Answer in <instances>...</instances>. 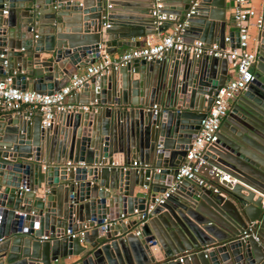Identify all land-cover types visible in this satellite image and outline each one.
<instances>
[{"label":"water","instance_id":"water-1","mask_svg":"<svg viewBox=\"0 0 264 264\" xmlns=\"http://www.w3.org/2000/svg\"><path fill=\"white\" fill-rule=\"evenodd\" d=\"M134 1L0 0V73L10 70L19 89L51 93L93 62L99 42L113 53L154 33L155 2L168 20L157 31L195 4L186 41L190 32L223 46L233 23L232 0ZM227 35L236 47L238 32ZM221 62L174 51L133 59L83 83L68 99L77 109L48 127L40 113L1 115L0 264H264V19L253 80L232 97L198 168L215 184L214 169L234 181L213 192L172 179L228 80ZM171 185L141 226L119 219Z\"/></svg>","mask_w":264,"mask_h":264},{"label":"built area","instance_id":"built-area-1","mask_svg":"<svg viewBox=\"0 0 264 264\" xmlns=\"http://www.w3.org/2000/svg\"><path fill=\"white\" fill-rule=\"evenodd\" d=\"M232 1L233 6L230 10L233 17V25L238 32L236 47L231 45L232 41L229 35L224 36L223 46H220L217 42L206 44L198 39L192 41L184 39V26L186 24L184 19L194 12V3L184 13L182 19L176 20L163 31H157L156 27L162 24L163 18L159 13L161 3L155 2L149 10L150 15L153 17L154 33L145 35L141 39L140 45L121 52L116 56L108 53L104 44L99 42L94 52L93 62L86 64L84 72L81 74L73 73L62 87L51 93L39 92L33 89H19L11 84L12 75L0 78V112H18L23 106H27L40 113V125L48 127L60 115L77 109L78 106L69 102L68 97L77 91L83 83L95 75H107L112 70L117 69L119 65L131 62L133 59L154 61L161 59L165 54L172 51L186 53L194 57L224 58L228 66L233 69V76L216 90L212 103L205 116L200 120L199 129L190 147L185 152L183 161L172 176L173 183L187 180L198 187L205 186L213 192H217L220 185L224 186L225 183H231L234 180L226 173L223 174V172L214 169L208 171V173L210 176L220 173L217 178L218 183L215 184L201 175L198 172V168L204 163L202 158L204 149L217 139L220 122L227 114L229 108V100L253 80L252 68L256 59L258 34L251 37L250 28L254 27L257 31H260L264 19V5L262 9L257 11L251 7L248 0ZM2 13L5 14L6 10H2ZM104 26L106 27L107 24ZM2 57L3 55L0 53V58ZM2 64L5 67L7 61L3 60ZM152 109H155V105L152 106ZM79 165H83V163H79ZM132 166H135V162L132 163ZM223 181L225 183H222ZM172 185L164 192L156 195L153 202L147 203L143 209L135 207L130 215L121 214L119 219L126 221L127 218H134L136 225L138 227L141 226L149 217L153 206L160 204L168 196L173 188ZM262 202L264 203V197ZM114 222H116L115 219ZM248 230L251 231V228L249 227ZM67 233H70V231L67 230ZM135 233H137V230ZM246 235V231H243L242 237ZM254 237L257 239L255 235Z\"/></svg>","mask_w":264,"mask_h":264},{"label":"crops","instance_id":"crops-1","mask_svg":"<svg viewBox=\"0 0 264 264\" xmlns=\"http://www.w3.org/2000/svg\"><path fill=\"white\" fill-rule=\"evenodd\" d=\"M121 1H123V0H121ZM124 1H126V2H130V3H134V2H136V1H134V0H124ZM248 2H249V4L251 5V7L252 8H254L255 10H257V11H259L260 9H262V6L264 5V0H248ZM116 7V6H115ZM116 9H119L118 7H116ZM124 9H126L127 11H133L135 14H137L136 13V8L134 7H132V6H129V7H125ZM229 16H231V10L228 8V10L225 12V17H226V19H227V17H229ZM167 21L168 20H164L163 19V21H162V24L161 25H165L166 23H167ZM106 23H107V21H106ZM160 25V26H161ZM230 31H236V29H235V27H234V25H233V23L231 22V23H229V22H226V25H225V34H224V36L225 35H227ZM186 33V32H185ZM250 36L251 37H254V36H256L257 34H258V36H259V31H257V29H255L254 27H251L250 28ZM192 33H190V32H188L187 33V35H186V38H187V41L190 39V40H195L196 38H192ZM144 37V36H143ZM143 37H140V38H133V40H131V41H138V45H140V43H141V39L143 38ZM126 41H129V39H125ZM138 45H121L120 47H117L116 48V51L115 52H113V53H110L112 56H116V55H118V54H120L121 52H124V51H127V50H129V49H131L132 47H136V46H138ZM85 66L86 65H83V66H80V67H78L77 69H76V71L74 72V73H76V74H81V73H83L84 72V70H85ZM220 69H223V72H225L226 73V77L229 79V78H231L232 76H233V69L231 68V67H229L228 66V64L227 65H225V63L224 62H221V63H219V65H217V71H219ZM252 70H253V68H252ZM6 75H12V73L10 72V70H6L5 69V72H2V73H0V78H2V77H4V76H6ZM226 82V81H225ZM26 89H32L31 88V85L30 84H28V86H27V88ZM70 97L71 96H69L68 97V99H70ZM230 101H231V99L229 100V103H230ZM20 111H22V112H25V111H29V116L31 117V116H36V114L38 113L35 109H32V108H28L27 106H23L22 107V109L20 110ZM8 113H15V112H0V116L1 115H4V114H8ZM223 120V119H222ZM54 123H55V121H54ZM224 174V173H223ZM144 192V193H143ZM143 194L144 195H148V192H149V188L147 187H144L143 188ZM143 194H139L140 196H143ZM156 195H158V194H155V196ZM147 203L146 202H143L142 204H139L138 206H142V205H146ZM130 220V221H129ZM121 221H123V222H126V223H130L131 221H134V218H127V220L126 221H124V220H121ZM129 230H132L133 232H135L136 230H137V228L135 227V226H131V228L129 229ZM69 260H66V262H68Z\"/></svg>","mask_w":264,"mask_h":264},{"label":"clouds","instance_id":"clouds-1","mask_svg":"<svg viewBox=\"0 0 264 264\" xmlns=\"http://www.w3.org/2000/svg\"><path fill=\"white\" fill-rule=\"evenodd\" d=\"M221 123V122H220Z\"/></svg>","mask_w":264,"mask_h":264},{"label":"rangeland","instance_id":"rangeland-1","mask_svg":"<svg viewBox=\"0 0 264 264\" xmlns=\"http://www.w3.org/2000/svg\"><path fill=\"white\" fill-rule=\"evenodd\" d=\"M251 35V34H250Z\"/></svg>","mask_w":264,"mask_h":264}]
</instances>
